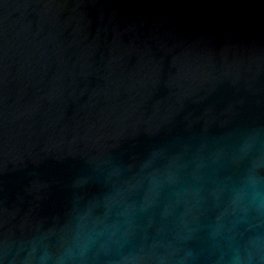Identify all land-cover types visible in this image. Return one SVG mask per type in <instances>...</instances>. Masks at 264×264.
<instances>
[{
	"label": "water",
	"instance_id": "water-1",
	"mask_svg": "<svg viewBox=\"0 0 264 264\" xmlns=\"http://www.w3.org/2000/svg\"><path fill=\"white\" fill-rule=\"evenodd\" d=\"M0 264H264V0H0Z\"/></svg>",
	"mask_w": 264,
	"mask_h": 264
}]
</instances>
